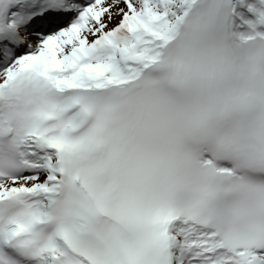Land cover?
<instances>
[{
	"label": "snow or ice",
	"instance_id": "snow-or-ice-1",
	"mask_svg": "<svg viewBox=\"0 0 264 264\" xmlns=\"http://www.w3.org/2000/svg\"><path fill=\"white\" fill-rule=\"evenodd\" d=\"M0 264H264V0H0Z\"/></svg>",
	"mask_w": 264,
	"mask_h": 264
}]
</instances>
